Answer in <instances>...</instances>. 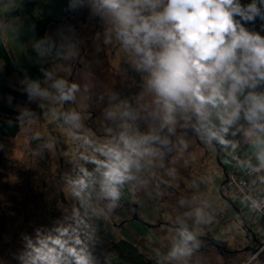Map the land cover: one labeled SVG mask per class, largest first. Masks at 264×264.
<instances>
[{
  "label": "rangeland",
  "instance_id": "1",
  "mask_svg": "<svg viewBox=\"0 0 264 264\" xmlns=\"http://www.w3.org/2000/svg\"><path fill=\"white\" fill-rule=\"evenodd\" d=\"M44 7L55 19L60 17L59 5ZM82 11L71 10L68 21L63 19L69 26L63 31L70 36L62 51L54 38L49 39L43 51L49 61L44 65L37 49L16 53L15 71L6 65L0 69V141L17 163V195L28 200L30 210L46 209L43 236L59 227H75L84 235L90 259L103 241L120 238L163 264H249L262 238L248 228L246 207L230 201L225 175L237 163L236 150L220 151L218 141L207 134L209 128L222 127L218 113L223 114V107L210 108L213 119L208 121L191 108L185 123L166 121L168 113L149 85L150 72L123 43L116 18L114 34L108 32L107 55L98 44L99 59L86 58L78 75L70 71L79 89L72 90L73 103L63 99L69 82L60 81L69 73L63 75L61 69L58 74L55 66L58 57L68 66L75 61L74 47L81 42L73 43L72 35ZM93 25L90 28L97 31ZM25 37L27 32L17 34L15 49ZM247 110L246 104L241 107L240 118ZM70 112L77 114V121H69ZM122 136L138 142L142 155L134 157L129 178L117 185L119 197L112 200L101 191L104 169L93 161L106 159L101 149H123ZM82 170L91 175L88 187L77 196L73 181L83 176ZM183 231L194 237L187 242L190 251L173 256V249L183 246ZM250 264H264V254Z\"/></svg>",
  "mask_w": 264,
  "mask_h": 264
},
{
  "label": "clouds",
  "instance_id": "2",
  "mask_svg": "<svg viewBox=\"0 0 264 264\" xmlns=\"http://www.w3.org/2000/svg\"><path fill=\"white\" fill-rule=\"evenodd\" d=\"M102 4L118 20L123 43L134 49L141 66L150 72L149 85L168 113L166 121H172L176 105L191 108L203 121L209 120L210 108L223 107V114L218 113L222 127L209 128L207 134L226 144L220 133H227L239 115L236 94L246 85L264 81V37L247 31L234 18L252 21L261 15L255 0L246 8L239 0H102ZM76 87L62 92V98L71 99ZM246 99L250 101L246 118L264 119V97L250 94ZM256 126L264 130V125ZM121 140L123 149L106 147L101 149L106 159L93 161L104 169L101 191L112 200L119 197L117 185L129 178L134 157L142 155L138 142L123 136ZM261 161L264 166V156ZM82 171L83 176L73 181L77 196L88 187L86 178L91 175ZM181 235L183 246L175 247L173 256L190 251L187 242L194 237L187 231ZM29 246L27 264H91L75 227H59L55 235L40 237Z\"/></svg>",
  "mask_w": 264,
  "mask_h": 264
},
{
  "label": "trees",
  "instance_id": "3",
  "mask_svg": "<svg viewBox=\"0 0 264 264\" xmlns=\"http://www.w3.org/2000/svg\"><path fill=\"white\" fill-rule=\"evenodd\" d=\"M90 2L91 0H87L84 3L83 8H85ZM253 2L254 0H239L240 5L245 8L247 5ZM255 2L257 7L260 9L261 15L256 16L252 21H245L239 16L234 18L238 20L247 31L259 34L264 37V19L261 18V16H264V4H261L260 0H255ZM92 12V18H90L86 24L78 22V28L74 27L75 30L72 35L74 36L73 43H76V41L81 42L80 46L78 45L74 47V45H71V47H74L75 49V61L71 62L70 66H68L61 62L64 57H58L59 61L57 64L59 65L56 64L55 66V70L58 74L61 69L63 70V75L64 73H69V76H63V78H61L59 75V78H61L62 81L58 80L63 82L64 80L68 79L69 84L66 86L67 89L65 88L66 93L70 88H72L73 84L77 85V83L73 81L74 78L71 77L70 71L71 73L74 71V74L78 75L76 72H78V69H81L85 66L83 61L86 58L88 59L95 56L99 59L97 48L100 46H98V44L104 47V53L107 55L106 53L108 51L106 50V46L108 45V39L110 38L109 34L111 32L114 34L112 29L113 24L116 23V17L112 15V12L107 7L103 6L102 0H97ZM95 18L97 20H95ZM106 19L108 20L106 21ZM92 22L94 23V28L98 26L97 31H94L92 28H90ZM67 27L69 26H66V28ZM63 29L64 28H53L52 32L49 33L47 37L48 42H50V38H54L56 44L60 46L58 51H62L64 49V40L68 39L70 36L68 32L65 33ZM108 32L110 33L108 34ZM86 52L89 54L86 55ZM95 57L93 59H95ZM47 61L49 60L46 57V61L44 60V62ZM78 63H80L79 65L81 66L77 67L76 64ZM41 65L44 64L42 63ZM56 76L58 77V75ZM53 89L55 93H57L56 89ZM78 89L79 88L75 89V91ZM70 102H74L73 97H71ZM188 111L189 108L186 110L176 105L174 111L171 113L172 121L176 124L185 123ZM71 115L72 113L70 112L68 114L69 121H77V114L73 115L76 117V119L72 120L71 118H73V116ZM227 128V133H223V138L225 141H227V143L221 144L219 141L216 143L220 151L227 150L228 148L232 147L241 136L239 135L240 133L235 132V129L232 126ZM237 156L236 159L239 158V155ZM16 172L17 163L15 160L9 157L6 148L0 141V264H27L29 258L28 254L31 251L29 243L31 242V244H35L38 238L43 237V231L45 228L44 219L47 216L46 209L40 207V210L37 208L30 210L27 207V203H25V201L28 200H22L23 197H19L17 195V188L13 180L14 174ZM232 172H230L228 175H230ZM231 201L235 205L239 204L233 200ZM247 226L249 229L253 230L250 223H248ZM55 234L56 232L53 235ZM79 235L83 245H85L86 243L83 241L84 235L80 233ZM257 237L259 236L256 235V238ZM95 252L96 256L91 259V264H107L110 258H116L123 264H163L157 257L143 252L135 244L120 238L116 240L103 241L102 245L96 247Z\"/></svg>",
  "mask_w": 264,
  "mask_h": 264
},
{
  "label": "crops",
  "instance_id": "4",
  "mask_svg": "<svg viewBox=\"0 0 264 264\" xmlns=\"http://www.w3.org/2000/svg\"><path fill=\"white\" fill-rule=\"evenodd\" d=\"M86 1L0 0V69L6 65L11 71H15L17 69L16 53H20L21 51L34 53L37 49H40L43 54L40 57V62L43 63L47 57V53L44 54L43 51H46L48 34L52 32V29L56 25H59L58 28L66 27L67 25H64L66 20L63 19H67L66 17H68L71 10L75 12L80 8L83 9ZM48 4L59 5L58 14L60 17H56L55 19L52 16V12L46 11L44 6ZM69 4L75 5V8L67 10L68 6L66 5ZM20 32H27L29 38L25 37L23 45L15 49L13 40ZM13 33L16 34L14 35ZM8 35H12L11 38ZM250 94L264 97V81H258L255 86L246 85L241 92L236 94L241 107H244L245 104L247 108L250 107V101L246 99ZM229 111H231V108H229ZM210 113H213V111L211 110ZM210 117L213 119V115H210ZM241 117L238 115V119L236 118V121L227 126H232L235 132L241 135L232 146L236 150L235 158L239 155L232 171L242 172L250 165L259 166L264 170L261 161V157L264 156V130L256 126L264 125V119L250 121L246 118V113Z\"/></svg>",
  "mask_w": 264,
  "mask_h": 264
},
{
  "label": "built area",
  "instance_id": "5",
  "mask_svg": "<svg viewBox=\"0 0 264 264\" xmlns=\"http://www.w3.org/2000/svg\"><path fill=\"white\" fill-rule=\"evenodd\" d=\"M238 157V156H237ZM232 200L246 207L247 217L254 233L262 238V246L256 251L249 264L264 254V170L250 165L242 172L233 171L227 180ZM107 264H123L110 258Z\"/></svg>",
  "mask_w": 264,
  "mask_h": 264
},
{
  "label": "flooded vegetation",
  "instance_id": "6",
  "mask_svg": "<svg viewBox=\"0 0 264 264\" xmlns=\"http://www.w3.org/2000/svg\"><path fill=\"white\" fill-rule=\"evenodd\" d=\"M97 0H91V2L85 7L83 8V11L79 17V22L83 23V24H86L90 18H92V15H93V7L94 5L96 4ZM86 13V16L85 18H83V15ZM95 20H97L95 18ZM75 28H78V26H75Z\"/></svg>",
  "mask_w": 264,
  "mask_h": 264
},
{
  "label": "water",
  "instance_id": "7",
  "mask_svg": "<svg viewBox=\"0 0 264 264\" xmlns=\"http://www.w3.org/2000/svg\"><path fill=\"white\" fill-rule=\"evenodd\" d=\"M85 16H86V13L83 15V18H85ZM228 178H229V175L228 174H226L225 175V184L227 183V180H228ZM231 201V200H230ZM231 203H233L232 201H231ZM252 231V230H251ZM253 233V232H252ZM254 234V237H255V233H253ZM262 246V244H260V247Z\"/></svg>",
  "mask_w": 264,
  "mask_h": 264
}]
</instances>
